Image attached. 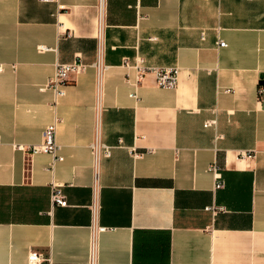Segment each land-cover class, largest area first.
Instances as JSON below:
<instances>
[{"label":"crops","instance_id":"obj_1","mask_svg":"<svg viewBox=\"0 0 264 264\" xmlns=\"http://www.w3.org/2000/svg\"><path fill=\"white\" fill-rule=\"evenodd\" d=\"M97 5L0 0V264H264V0ZM137 57L175 66L174 88L136 83ZM76 58L55 99V64ZM55 117L52 164L27 147Z\"/></svg>","mask_w":264,"mask_h":264},{"label":"built area","instance_id":"obj_2","mask_svg":"<svg viewBox=\"0 0 264 264\" xmlns=\"http://www.w3.org/2000/svg\"><path fill=\"white\" fill-rule=\"evenodd\" d=\"M40 2H52L62 6V0H38ZM104 0H98V15L102 14ZM218 46H224V42L221 40L217 41ZM85 67V64L81 62L79 58L74 59L72 62L68 63H56L54 67L53 75L47 81V88L51 89L54 93L55 99L58 97L65 95V88L70 81V75L72 73H76L82 70ZM136 71L135 82L138 83L141 81L145 73L152 72L154 76V80L157 86L172 89L176 84L177 79V68L175 66L169 67H155L147 65L142 57H137L134 64L131 65ZM2 70V65L0 64V71ZM261 87L258 88V91ZM131 97L136 98V92H132ZM59 119L55 117L52 122L48 123L42 132V141L38 144H32L27 147V150L31 154L37 153H47L52 156V164L55 161L62 160V156L58 155L59 144L56 141V129ZM214 120L205 121L203 126H213ZM18 148H23L21 146H17ZM91 149L93 154L98 155L101 154L104 157H108L110 155V147L103 144L94 142L91 144ZM242 157H251L252 151L239 153ZM207 170L211 173L212 176V189L216 190L223 185V180L221 177L220 169L215 163H211L208 165ZM51 203L53 205L58 206H67V200L65 195L61 190L60 184H54L51 190L50 195ZM94 204L92 205V209ZM206 209H209L212 213L217 211H222L223 207L221 206H208ZM107 227L98 226L96 228V232L105 231ZM43 259V255L36 251H29L28 253V263L29 264H37ZM94 264V252L91 254L90 263Z\"/></svg>","mask_w":264,"mask_h":264},{"label":"water","instance_id":"obj_3","mask_svg":"<svg viewBox=\"0 0 264 264\" xmlns=\"http://www.w3.org/2000/svg\"><path fill=\"white\" fill-rule=\"evenodd\" d=\"M259 78H260V79L258 80V84L264 86V73H262V74L259 76Z\"/></svg>","mask_w":264,"mask_h":264}]
</instances>
